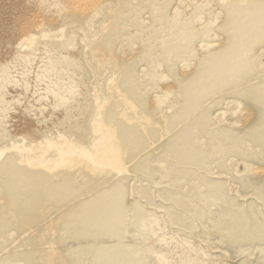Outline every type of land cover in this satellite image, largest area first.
<instances>
[{
    "label": "rangeland",
    "instance_id": "obj_1",
    "mask_svg": "<svg viewBox=\"0 0 264 264\" xmlns=\"http://www.w3.org/2000/svg\"><path fill=\"white\" fill-rule=\"evenodd\" d=\"M240 1L224 5L206 0L199 14L177 0L172 2L183 15L180 29L187 30L181 39L185 48L176 46L171 51L173 43L162 42L171 32L160 33L159 47L152 51L157 55H152V63L146 67L142 65L146 61L141 62L137 71L141 80L136 89L142 90V100L130 99L117 112L132 129L140 125L137 120L142 115L168 118L165 131L171 130V134L151 137L152 122L144 119L149 128L144 131L141 127L140 136L152 140H147L148 146L138 142L136 152L132 151L135 146L129 147L124 160L110 159L122 167L96 176L82 170L77 180L67 184L74 189V200H65L61 206L52 200L39 202L38 216L29 226L51 222L34 236L31 251L36 264L43 263L36 247L54 256L48 264H264V121L259 118L260 105L246 102L238 89L225 86L230 80L233 86L238 77L218 86L211 81L213 73L199 83L207 80L199 104L193 94L191 107L185 108L181 94L185 83L203 73L197 66L200 55L229 42V15ZM37 5L39 0H0V63L12 56L23 18L39 14L34 8ZM261 6L260 1L253 4L252 13ZM50 11L44 7L40 13L45 17ZM143 16L144 27L134 32L140 40L133 45L135 49L154 27L147 11ZM190 18L193 25L188 24ZM260 32L261 28L253 31L260 40L247 55L258 57L260 75L254 83L264 87V34ZM163 43L168 47L166 60L162 58L167 49ZM77 53L67 54L77 57ZM41 70L30 62L16 63L8 72L0 70V149L5 152L16 143L44 142L54 134L65 135L63 143L82 135V127L77 126L79 107L94 88L88 69L64 63ZM219 90L222 92L217 93ZM107 91L110 94L111 88ZM158 99L163 103L154 107ZM104 107L106 110L108 104ZM248 119L250 123L241 126ZM183 128L187 131L176 139ZM243 137L248 139L245 144L238 141ZM143 147L155 151L137 158ZM176 151L182 154L178 156ZM102 177L106 182L101 185ZM53 184L61 183L54 179ZM105 191L109 197L103 196ZM7 217L6 223H16ZM20 224L0 239V264H29L23 257L6 261L11 252L23 251L19 246L26 227Z\"/></svg>",
    "mask_w": 264,
    "mask_h": 264
},
{
    "label": "bare ground",
    "instance_id": "obj_2",
    "mask_svg": "<svg viewBox=\"0 0 264 264\" xmlns=\"http://www.w3.org/2000/svg\"><path fill=\"white\" fill-rule=\"evenodd\" d=\"M173 1L165 0L159 4L158 0H39L40 5L34 7L38 9L39 14L29 13L23 18L20 36L11 48L15 50L7 61L0 63L1 71L8 72L15 69L16 63L22 65L30 62L38 70H46L54 64L56 66L66 63L67 66L87 68V72L91 75L89 77L95 84L92 83L93 92L84 95L83 105L79 107L81 113L77 118V126H81L83 132L82 135L75 137L76 140L65 139L66 142L63 143L65 135L54 134L44 142L16 143L9 147L7 152L0 149V220L3 218V222L0 223V239L7 232L16 231L21 222L26 227L23 233L25 239L22 246H19L23 251L11 252L7 255L6 261L23 257L29 264H36V258L33 259L35 253L31 251L34 236L39 231H45L51 222L46 220L36 224L35 229L33 225L29 226L33 218L38 216L36 213L39 209L38 203L52 200L61 206L65 200H74V189L67 184L77 180L79 178L77 174L82 170L96 176V174H105L106 169L122 167V164H115L111 160H124L125 152L129 147L135 146L132 151L136 152L139 150L136 146L138 142L144 141L147 145L152 140L150 137L140 136L141 127L144 131L149 128L144 119L152 122L151 137L156 134L162 137L171 134V130L167 133L165 131L166 125L170 124L165 121L168 118L160 117L161 120H155L152 115H142L137 120L140 125L135 124L132 129L125 118L117 117V112L120 107H125L130 99L140 97L142 100V90L136 89L137 83L141 80L137 71L141 62L146 61L142 64L146 67L152 63V55H157L152 51L159 47L160 33L165 30L171 32V35L163 36L166 40H162L169 44L173 43L171 51L176 46L185 48V41L181 39L187 34V30L180 29L182 26L180 19L183 15H180V9L173 5ZM205 1L177 0L178 3H183L185 9L195 11L196 14H199ZM216 1L228 5L233 0ZM257 1H260L262 9L252 13L254 9L252 5ZM44 7L50 8L49 16L41 15L40 10ZM144 11L149 14L148 17L154 27L135 49L133 45L140 40L138 41L134 32L144 27ZM189 21L188 24L193 25V18ZM260 28L264 34V0H241L239 7H235L229 15L226 29L229 42L220 49L209 51L208 55L198 56L197 66L199 65L203 73L198 76L199 73L181 88L185 108L191 107L193 94L198 104L202 100L201 96L207 86V80L200 85L199 83L205 75L209 76L213 73L210 76L211 81L218 86L225 84L228 78L233 80L232 77H238L233 86H230L231 80L227 81L225 86L238 89L237 94L246 102L258 103L262 110L259 118L264 121V87L254 83L255 79H259V68L256 66L258 57L247 55L253 45L260 40L253 35V31H259ZM163 45L166 46L165 43ZM213 46L216 47L215 44ZM69 51L79 53L77 57H71V54H67ZM167 51L168 47L164 51L163 60L169 58ZM109 88H111L110 94L107 91ZM159 103L162 104L163 101L158 99L153 106ZM105 104H108L106 110ZM137 111H140L139 107ZM179 120L182 122L181 118ZM249 123L248 119L241 126H247ZM185 130L187 131V128H183L176 139L180 134H184ZM238 141L245 144L248 139L243 137ZM146 151L154 152L155 149L143 147L136 157H141ZM176 153L178 156L182 154L179 151ZM172 154L174 155L173 150ZM53 173L56 175L53 176ZM54 179H58L61 184L59 186L53 184ZM102 180L99 183L101 185L106 182L105 177H102ZM93 185L96 186L97 183ZM61 186H64V189H61ZM120 189L118 187V190ZM107 193L105 191L103 196L109 197ZM4 197L7 199H3ZM7 215H10L16 223L13 224L11 220H7L6 223ZM36 248L35 251L40 252L44 257H42L44 264H48L54 258L50 252Z\"/></svg>",
    "mask_w": 264,
    "mask_h": 264
}]
</instances>
